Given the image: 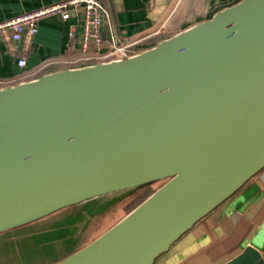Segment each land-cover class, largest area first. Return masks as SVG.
Segmentation results:
<instances>
[{
    "label": "water",
    "instance_id": "obj_1",
    "mask_svg": "<svg viewBox=\"0 0 264 264\" xmlns=\"http://www.w3.org/2000/svg\"><path fill=\"white\" fill-rule=\"evenodd\" d=\"M263 169L264 0L134 57L0 89V232L186 176L57 264H153Z\"/></svg>",
    "mask_w": 264,
    "mask_h": 264
},
{
    "label": "crops",
    "instance_id": "obj_2",
    "mask_svg": "<svg viewBox=\"0 0 264 264\" xmlns=\"http://www.w3.org/2000/svg\"><path fill=\"white\" fill-rule=\"evenodd\" d=\"M57 1L61 0H0V22ZM229 1L155 0L150 8L148 0H105L118 34L132 40L142 39L138 44L140 50L153 48L173 37L192 21H207L218 12L211 11L213 6L226 5ZM225 8L228 7L220 10ZM73 23V20L64 21L59 16L41 20L24 53H21L22 42L16 43L15 51H10L9 44L1 40L0 78L32 72L48 60L78 57L68 47L67 35ZM150 41H156V44L151 47ZM22 54L28 59V65L20 69L17 61ZM54 68L49 71H55ZM141 191L138 187L104 194L0 232V257L5 259L0 264H57L64 261L133 211L132 201ZM112 212H119L114 222L100 233L91 230L95 216L105 219ZM75 225L78 231L72 234L71 227ZM85 230L88 236L80 240ZM153 264H264V169L234 196L199 220Z\"/></svg>",
    "mask_w": 264,
    "mask_h": 264
},
{
    "label": "built area",
    "instance_id": "obj_3",
    "mask_svg": "<svg viewBox=\"0 0 264 264\" xmlns=\"http://www.w3.org/2000/svg\"><path fill=\"white\" fill-rule=\"evenodd\" d=\"M154 3L155 0H148V7L153 8ZM58 16L64 21L75 22L70 26L67 37L70 52L78 54V57L45 61L19 80L15 77H2L0 89L39 79L61 64L95 65L134 57L142 51L138 48L142 39L132 40L116 33V26L105 0H61L9 17L0 22V41L8 43L10 51H15L16 43L22 42L21 53H24L38 30L39 22ZM17 65L20 69L26 68L28 59L22 54L18 57Z\"/></svg>",
    "mask_w": 264,
    "mask_h": 264
},
{
    "label": "rangeland",
    "instance_id": "obj_4",
    "mask_svg": "<svg viewBox=\"0 0 264 264\" xmlns=\"http://www.w3.org/2000/svg\"><path fill=\"white\" fill-rule=\"evenodd\" d=\"M242 0H230L226 5H216V6H213V8H211V11L214 13L215 11H219L220 9H222L224 6H226V7H229V6H231V5H234V4H237V3H239V2H241ZM211 12V13H212ZM208 20H210V19H208ZM202 22H205L204 20H200V19H197V20H195V21H192V23L187 27V28H185V29H183L182 31H185V30H187V29H189V28H191V26H194V25H196V24H199V23H202ZM181 31V32H182ZM82 66H86L85 64H78V66H74V65H67V64H61V65H59L57 68H54L53 70H59V69H65V68H67V67H69V68H78V67H82ZM31 71H28V72H24V73H21V75H18V76H16L15 78L17 79V80H19V79H21V76H23L24 74H28V73H30ZM169 181V179H163V180H158L157 182H153V183H150V185L148 186L149 187V189L151 190V192H152V194H150L149 196H151V195H153L154 193H156L157 191H158V189H160L164 184H166L167 182ZM141 188V187H140ZM146 190V188H142V191L139 193V195L141 194H143L144 193V191ZM137 196V197H135L134 198V200L132 201V202H134V201H136L135 203H134V205H136V203H138L139 201H141L140 199H142V197H141V195L140 196ZM148 196V197H149ZM147 197V198H148ZM147 198H145V199H143L140 203H142L144 200H146ZM139 203V204H140ZM139 204L137 205V206H139ZM133 205V206H134ZM137 206L135 207V208H137ZM119 214V212H112L111 214H109L105 219H103L102 217H97V216H95L96 218L92 221V224H91V230H93L94 232H102L109 224H111L112 222H114L115 221V219L117 218V215ZM78 226L77 225H75V226H72L71 227V233L72 234H74V233H77V231H78V228H77ZM84 230V229H83ZM83 230H81V231H83ZM86 231V230H85ZM88 231H86L84 234H83V237L80 239V240H82L85 236H88V234H86ZM11 248H13L14 249V246L12 245V247ZM15 250V249H14ZM5 259H3V258H1L0 257V263L2 262V261H4Z\"/></svg>",
    "mask_w": 264,
    "mask_h": 264
},
{
    "label": "bare ground",
    "instance_id": "obj_5",
    "mask_svg": "<svg viewBox=\"0 0 264 264\" xmlns=\"http://www.w3.org/2000/svg\"><path fill=\"white\" fill-rule=\"evenodd\" d=\"M185 178H186L185 175H177V177L170 180L167 184L162 186L153 197H151L148 201H146L143 205H141L138 210H136L134 213L129 215L125 221L127 222L128 220L134 218L135 216H138L139 213L142 212L144 213L145 210H147V208L150 207V205L158 203V201L162 199L163 196L165 197L166 195H168L169 192L173 188H175L180 182H182Z\"/></svg>",
    "mask_w": 264,
    "mask_h": 264
},
{
    "label": "trees",
    "instance_id": "obj_6",
    "mask_svg": "<svg viewBox=\"0 0 264 264\" xmlns=\"http://www.w3.org/2000/svg\"><path fill=\"white\" fill-rule=\"evenodd\" d=\"M151 43V47H153L155 44H156V41L153 43V41H150L149 44ZM144 49V48H143ZM146 49V48H145ZM150 184H145V185H141L139 187L141 188H146V190L144 191V193L141 195L142 199H140L141 201L145 198H147L150 194H152L151 190L149 189V186ZM139 195V196H140ZM137 201V200H136ZM132 202V205H134V203L136 202ZM141 201H139L138 203H136V205H134L133 207L135 208Z\"/></svg>",
    "mask_w": 264,
    "mask_h": 264
}]
</instances>
